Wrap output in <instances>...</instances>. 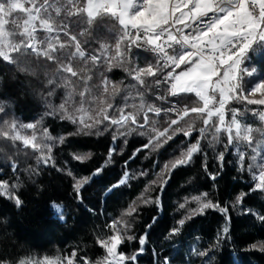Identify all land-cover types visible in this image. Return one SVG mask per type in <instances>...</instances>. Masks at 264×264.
Returning a JSON list of instances; mask_svg holds the SVG:
<instances>
[{"label":"trees","instance_id":"obj_1","mask_svg":"<svg viewBox=\"0 0 264 264\" xmlns=\"http://www.w3.org/2000/svg\"><path fill=\"white\" fill-rule=\"evenodd\" d=\"M103 19L107 28L97 32L93 26L85 35L80 33L86 25L70 26V34L76 35L85 52L84 58L71 60L77 77L59 71L58 64L35 54L17 57L13 53L15 63L0 58V130L9 131L7 137L0 135V185L8 186L7 192L0 188V264L53 257L106 258L101 241L117 233L123 237L117 254L136 257L124 264H264V221L259 219L264 216V190L255 189L253 173L246 170L252 163V149L243 148L245 170H241L239 153L231 146L225 149L227 134L215 133L217 117L201 136L206 113L201 117L190 112L179 122V128L191 125V134L176 132L173 136L177 125H169L175 119L148 111L149 106L158 105L151 87L154 77H143L144 84L134 78L138 66L147 64L150 57L140 55L133 62L126 59L107 70V59L114 56L116 43L108 29L118 34L120 26L111 17ZM59 37L69 45L64 51H75V42L69 43L64 33ZM102 46H107V53ZM57 55L61 56L60 51ZM92 55L99 56V62L93 64ZM254 65L264 75V50L254 57ZM105 78L110 82L109 92L112 85L119 86L117 94L104 92ZM66 79L70 85L65 84ZM70 91L72 100L66 107L77 121L81 116L85 122H91L89 116L97 118L99 108L106 107L99 103L101 98L113 105L108 109L109 121L80 131L78 122L62 118L59 105L65 103ZM81 92L85 111L76 112L81 106ZM179 101L189 109L203 106L194 93L180 94ZM244 105L241 100H232L229 108L243 115L255 108ZM120 109L125 116H135L136 123L129 120L123 127L111 125V119L120 118ZM12 122L36 125L35 130L19 131L28 137L35 131L36 143L51 146L50 154L46 149L43 152L50 155L47 163L41 150L11 138L8 125ZM165 129L168 132L159 137L161 147L157 148L156 133ZM257 129H262L261 123ZM168 136L172 139L167 140ZM253 136V147L264 139L261 132ZM60 137L64 138L62 143ZM197 141L200 150L190 162L172 168L174 158ZM221 152L223 161L219 159ZM77 156L85 158L78 160ZM97 169L102 172L94 177ZM127 173L128 182L113 187ZM84 177H89L88 182L77 190L76 181ZM241 193L246 195L236 203ZM197 196L200 202L193 199ZM16 198L21 201L19 206ZM208 201L227 212L210 208L194 213L200 203ZM130 206L135 211L128 215ZM181 219L185 220L183 226ZM173 228H179V233L173 235ZM141 236L146 237L144 245L139 243Z\"/></svg>","mask_w":264,"mask_h":264},{"label":"snow or ice","instance_id":"obj_2","mask_svg":"<svg viewBox=\"0 0 264 264\" xmlns=\"http://www.w3.org/2000/svg\"><path fill=\"white\" fill-rule=\"evenodd\" d=\"M26 5L28 6L26 7ZM17 13L23 15H14ZM104 17H111L120 26L118 34L112 29H108L116 37V43L115 55L107 59V70L110 71L113 66H118L129 57V54L135 57L136 52L133 49L150 52L157 57L156 67L149 63L146 68H139L135 71L134 78L141 84L144 83L142 77L151 76L156 78L155 84L159 87L162 81L157 78L158 75L163 74L165 69L171 67L172 70L163 76V83H170L169 94L177 96L194 93L203 102L202 107L184 108L183 116L180 119L188 116L189 112L196 113L201 117H204L206 113V117L203 119V124L206 127L200 129L201 136H203L207 127L211 126L212 118L217 117L218 125L215 126V133L219 135L223 131L227 134L225 149L230 146L236 148L239 153L241 170H245L243 164L246 154L241 151V148L246 146L252 149L253 155L250 157L252 163L246 170L253 173V179L256 181L255 189L264 190V155L261 154V150L264 149V140L256 141V146L253 147V133L261 132L264 135V130L242 125L238 116H243V113H239L236 109H230L232 113L230 121L226 122L225 119L226 105L230 101L248 99L247 96L238 94L245 89L244 76L254 75L255 69L250 71L242 65L248 59L251 51L264 50V48L254 49L253 47L254 44L264 45V0H0V58L9 63H15L13 53L17 57L35 54L58 64L59 71L68 73L71 77H77L78 72L71 66V60L76 57L84 58L85 52L81 49L76 35L70 34V26L78 28L86 25L84 32L80 33L81 35L88 34L93 26L99 32L101 29L107 28ZM9 25L11 28L8 27ZM38 30L45 32L46 35L43 39H38ZM60 33L69 37V43L75 42V51H64L69 45L60 41ZM102 48L107 53V46H102ZM169 50L172 54H169ZM58 51L63 59L57 55ZM90 59L95 64L99 62L100 57L92 55ZM65 60L67 63L64 62ZM113 61L117 63L113 64ZM181 65H185L186 68L177 73L176 69H179ZM104 83V92L108 95L113 96L120 91L118 85H112L111 92H109L107 85L110 82L105 78ZM65 84L70 85L71 81L66 79ZM250 91L253 95L257 92L264 94V82L255 84L250 88ZM217 92L219 93L218 101L215 95ZM79 95L81 96V106L75 109L76 112L85 111L83 108L84 92ZM163 98L161 97V99ZM71 100L72 92L70 91L65 103L59 105V109L64 113L62 118L69 119L73 123L78 122L81 125L80 131L95 128L104 121H109L107 113L113 105L107 103L103 98L99 103L106 104V107L99 108L96 113L97 118L89 116L88 119L91 122H85L83 116L77 121V118L66 107V104H69ZM248 103L264 105V98L249 99ZM143 106L142 104L141 107ZM148 111H155L159 114L160 109L149 106ZM120 112L119 119L110 120L111 125L123 127L128 124L129 120L133 124L136 123V118L131 113L125 116L123 109H120ZM49 114L51 115V113ZM258 115L259 119L264 121V112H260ZM147 122V114H145V123ZM177 123L178 120H171L169 127L177 125ZM8 128L13 133L11 136L13 140H20L25 146L30 145L33 149L41 150L45 163L50 160V155L44 156L43 152L46 149L50 154L51 146H42L36 143L35 131L31 137L20 134L19 129L35 130V124L17 125L12 122ZM192 131L193 128L189 125L186 129L176 128L172 135L174 136L176 132H183L187 136ZM167 132L168 129H165L163 132L156 133L155 147H161L158 142L159 137L166 136ZM0 135L7 137L9 131L0 130ZM44 135H48L47 129L44 130ZM120 135H125V133L121 132ZM115 138L113 137V139ZM170 139L172 136L167 137V140ZM63 140L64 138L60 137L61 143ZM167 140L164 142L166 143ZM152 144L153 140L150 139L149 145ZM149 145L144 147H149ZM199 150V141H197L196 144L188 148L186 153L175 160L172 168L189 163L193 154ZM84 158L76 157L78 160ZM219 159L224 160L223 152L219 154ZM167 167L165 165L166 169ZM101 172L102 169H97L93 176H99ZM212 178L215 179V176ZM126 179L127 174H125V179L119 181V184H124ZM88 180L89 177L77 180L76 189L79 190ZM119 184L113 187H119ZM0 188L7 192L8 186L4 184L0 185ZM245 195V193H241L237 196L236 203H240ZM204 196L206 197L207 194L205 193ZM193 199L200 202L201 197L197 196ZM149 202L145 201V203ZM20 204V199L16 198V205ZM53 207L59 208V205L54 204ZM180 207H184V205L182 204ZM210 208L227 212L226 208H220L219 205L208 201L200 203L194 213H202L205 209ZM134 211L135 208L130 206L127 214L131 215ZM259 219L264 221V216H260ZM179 224L183 226L185 220L181 219ZM112 227L115 228V224ZM224 231L227 232V228ZM171 232L176 235L179 233V228H173ZM132 238L128 237V239ZM122 240L123 237L117 233L109 237L107 241H101L108 253L105 259L110 258L111 264H124L126 259H136L135 256L126 257L124 254H117L116 249ZM145 240L146 237L141 236L139 243L144 245ZM261 250H264V245H261ZM21 264H26V262L21 261ZM47 264H55V262L48 261ZM68 264H72V260H69Z\"/></svg>","mask_w":264,"mask_h":264},{"label":"rangeland","instance_id":"obj_3","mask_svg":"<svg viewBox=\"0 0 264 264\" xmlns=\"http://www.w3.org/2000/svg\"><path fill=\"white\" fill-rule=\"evenodd\" d=\"M27 6L28 5H26V7ZM14 15H23V14H18L17 13V14H14ZM8 27L11 28V25H9ZM45 35L46 34H45L44 31H42V30H38L37 31V37L39 39H43ZM18 39L19 38H17V40ZM253 47H254V49H261V48H264V45H256V44H254ZM262 51L263 50L251 51L249 53L248 59L242 65V67H246L250 71L252 69H255L254 75H252V76L245 75L244 76V79L246 81L245 89H244L243 92L238 94L240 96H247L248 99H235V100H241V101L245 102L244 107H248V105L255 106V108L252 109L250 114L243 115V116H238V119H240L242 125H248V126H251L253 129H257L258 128V124L261 123V127H262L261 130H264V121H261L259 119V115H258L260 112H264V105L249 104L248 103L249 99H261V98H264V94H262L260 92H257V93H255L253 95L252 92L250 91V88L254 87L255 84L260 83V82H264V75L259 71L257 66L254 65V57L256 55H258L259 53H261ZM114 55H115V53H114ZM149 63H151L154 67H156V62L151 57L149 58ZM148 64H147V66H148ZM147 66L139 65L138 69L139 68H146ZM185 68H186V66H183L181 69H179L177 71V73L180 72V71L185 70ZM213 79L215 80V78H213ZM210 95H211V93H210ZM215 95H216V99L219 100V93L217 92ZM230 102L227 104V107L225 109L226 122L230 121L231 117H232V113H231L230 108H229ZM214 106H218V105H214ZM262 140H264V139H262ZM243 148H241V151L244 152L245 150ZM234 150H235V152H237L235 147H234ZM186 152H187V150L184 151V153H186ZM182 154L177 155L174 158V160L172 161V164L175 162V160L177 158H180ZM261 154L264 155V149L261 150ZM172 164H171V166H172ZM257 174H258V171H257ZM123 179H125V177ZM128 179H129V174L127 173V179H126L125 183L128 182ZM255 183H256V181H255ZM119 185H122V184H119ZM93 215L95 217L97 216L96 213H93ZM69 260H72V264H111V259L110 258L106 260L105 258H102V259H87V258H84V257H76V258L53 257V258L31 259V260H27V261H24V262H26V264H47L48 261H54L55 264H68Z\"/></svg>","mask_w":264,"mask_h":264},{"label":"built area","instance_id":"obj_4","mask_svg":"<svg viewBox=\"0 0 264 264\" xmlns=\"http://www.w3.org/2000/svg\"><path fill=\"white\" fill-rule=\"evenodd\" d=\"M258 14V13H257ZM134 34V32H133ZM39 39V38H38ZM134 52H136V55H139L141 53H145L150 55L151 57L155 58L157 60V57H155L152 53L150 52H144V51H137L136 49H133ZM169 54L171 53V50H169ZM135 55V56H136ZM129 61H133L134 57H132L129 54V57L127 58ZM162 63V62H161ZM185 65H181L179 69H181ZM176 69V72L179 70ZM171 67L167 68L164 70L163 74L159 75L157 78H159L162 83L159 87L156 86L155 84V79L153 80L151 87L153 90V96L154 99L157 101V109H160L159 114H168L173 116L176 120H180V117L183 116V109L184 108H189L187 104L182 103L179 101V95L177 96H172L169 94V88H170V83H163V76L167 75L168 71H171ZM161 97H164L161 99ZM227 106V105H226ZM174 109V110H173ZM177 128H179V125H177Z\"/></svg>","mask_w":264,"mask_h":264},{"label":"water","instance_id":"obj_5","mask_svg":"<svg viewBox=\"0 0 264 264\" xmlns=\"http://www.w3.org/2000/svg\"><path fill=\"white\" fill-rule=\"evenodd\" d=\"M119 247H120V245H118V247H117V249H116V252H118V251H119Z\"/></svg>","mask_w":264,"mask_h":264},{"label":"crops","instance_id":"obj_6","mask_svg":"<svg viewBox=\"0 0 264 264\" xmlns=\"http://www.w3.org/2000/svg\"><path fill=\"white\" fill-rule=\"evenodd\" d=\"M148 63H149V60H148ZM148 63H147V64H148ZM147 64H144V65L147 66Z\"/></svg>","mask_w":264,"mask_h":264}]
</instances>
